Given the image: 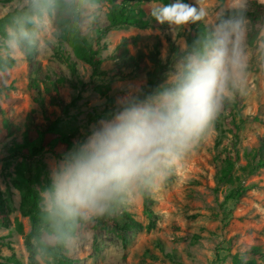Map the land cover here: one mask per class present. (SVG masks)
Instances as JSON below:
<instances>
[{"label": "rangeland", "instance_id": "rangeland-1", "mask_svg": "<svg viewBox=\"0 0 264 264\" xmlns=\"http://www.w3.org/2000/svg\"><path fill=\"white\" fill-rule=\"evenodd\" d=\"M174 2L39 0L36 8L33 0H0V18L13 15L12 25L0 33V56L13 61L11 67L0 68V264H30L26 245L32 231L26 206L30 192L38 197L50 226L64 221L53 217L43 200L51 187L52 165L60 157L16 154L26 134L40 130L47 119L56 120L60 134L74 143L111 111L117 97L135 88L151 92L152 85L154 90L164 85L192 55L186 53L189 24L170 27L150 14L152 7ZM181 2L206 9L201 21L210 32L221 19L231 17L228 11L240 10L234 0ZM254 2L264 0H246L243 9L240 48L247 61L246 77L225 97L238 106L234 113L239 129L232 128L222 104L197 146L165 180L155 179L145 188L149 211L143 188L124 192V208L138 224L127 233L125 243L108 229L80 228L66 240L62 254L68 264H235L236 256L249 247H258L259 264H264V169L251 174L238 169L246 164L245 154L264 137V26L250 43ZM112 9L129 10L145 25L110 27ZM17 20L24 22L30 36L14 47L8 33ZM90 52L101 62L96 73L86 61ZM135 62L143 64L141 71ZM55 95L62 106L54 103ZM232 145L239 158L229 183L220 181V171L227 156L234 157ZM239 186L246 190L238 199L233 191ZM34 245L39 264H58L36 239Z\"/></svg>", "mask_w": 264, "mask_h": 264}, {"label": "clouds", "instance_id": "clouds-1", "mask_svg": "<svg viewBox=\"0 0 264 264\" xmlns=\"http://www.w3.org/2000/svg\"><path fill=\"white\" fill-rule=\"evenodd\" d=\"M39 8V0H33ZM238 16L221 19L201 50L188 56L159 88L132 89L111 111L89 125L82 139L54 162L51 187L43 193L53 217L84 220L103 215L122 193L165 180L212 127L226 96L244 83L247 61L240 40L246 0H234ZM159 24L180 28L207 16L205 8L175 0L151 8ZM10 28L18 47L30 33L21 20ZM231 86V87H230Z\"/></svg>", "mask_w": 264, "mask_h": 264}, {"label": "trees", "instance_id": "trees-1", "mask_svg": "<svg viewBox=\"0 0 264 264\" xmlns=\"http://www.w3.org/2000/svg\"><path fill=\"white\" fill-rule=\"evenodd\" d=\"M100 2L106 1L110 5L117 3V0H97ZM164 4L168 3V0H158ZM187 3V2H185ZM191 4V3H188ZM240 10H231L227 12L229 16H238ZM17 13H15L16 15ZM245 15V13H244ZM13 15H7L3 18H0V33L1 29L5 25H12L13 21L11 17ZM110 20V27H116L122 24L128 25H140L141 27L145 25L140 20L133 18L129 10H110L108 14ZM250 24H251V33H250V43L256 41L260 35V32L264 26V4L259 2H254L253 10L250 13ZM189 32L186 40V53L195 55L201 50L202 42L211 32L203 24L202 21L197 23L189 24ZM84 45V41L82 42ZM24 48L27 45L22 44ZM79 50L82 49L79 47ZM93 53V52H92ZM87 56L86 61L89 65L93 67V71H96L99 68L100 61L95 60V54ZM12 59L2 58L0 56V68H9L12 65ZM137 71H141L143 64L141 62L133 63ZM157 74L153 75L154 79ZM153 80V79H152ZM154 90V86L152 85ZM235 99L240 100L237 91H234ZM54 103L58 106H62L61 100L57 95L54 96ZM224 109L228 115V118L232 122V128L235 131L239 129V125L236 123V117L234 109H237V104H231L230 101L225 98L223 101ZM57 121L46 120V124L35 132H28L24 138V143L21 147L17 148L16 154L23 155L25 157H36L43 153H50L56 157H61L62 153L67 151L73 144L70 137L62 136L58 131ZM235 134V132H234ZM232 150L234 152V157L231 158L229 155L224 160V166L220 171V181L232 182V171L234 169V164L238 161V152L235 151V145H232ZM246 164L244 166H239L243 173H254L261 169H264V137L259 139L258 145L252 150L251 153L245 154ZM245 190L239 186L234 189V197L240 198L245 194ZM143 195L145 197V208L147 211L149 207L148 191L143 188ZM232 197V196H231ZM124 193L113 202L107 211L100 216L92 218L88 221H83L79 217L64 219L61 225L52 227L48 223L47 213L42 212L38 207V197L30 192L28 194V202L26 206L28 207V212L30 214V219L32 221V231L26 236V245L29 250V262L30 264H39L36 260V257L39 254L37 246L34 245V240L39 241L43 246L44 250L49 253L53 260L58 264H68L67 258H65L62 252L65 249L66 240L76 234L80 228L89 229V230H98V229H108L112 231L118 238L125 243L127 233L135 228L138 224L132 218V216L125 210L123 205ZM41 229L45 231L41 232ZM251 257V259H250ZM261 258L260 251L258 247H249L241 256H236L235 264H259V259Z\"/></svg>", "mask_w": 264, "mask_h": 264}]
</instances>
